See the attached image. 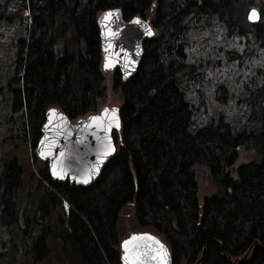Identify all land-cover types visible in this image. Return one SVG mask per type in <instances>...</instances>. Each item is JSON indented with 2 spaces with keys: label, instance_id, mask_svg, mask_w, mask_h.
<instances>
[{
  "label": "trees",
  "instance_id": "16d2710c",
  "mask_svg": "<svg viewBox=\"0 0 264 264\" xmlns=\"http://www.w3.org/2000/svg\"><path fill=\"white\" fill-rule=\"evenodd\" d=\"M115 9L123 21L141 17L156 32L142 43L139 68L128 82L112 73L122 103L120 132L112 134L116 152L87 188L52 179L34 158L38 202L22 231L25 259L53 264L57 250L50 242L57 239L62 264H119L118 220L128 206L134 223L160 233L181 263L264 264V72H255L239 98L245 114L238 125L223 114L202 122L189 94L195 81H204V69L187 54L195 30L216 27L244 41L243 54L225 52L228 61L240 65L245 56L264 55V0H0V49L8 44L12 51V74L0 83V97L17 115L12 147L28 142L36 148L50 108L72 122L103 105L96 20ZM253 9L256 22L247 17ZM14 27L20 32L10 36ZM239 149L252 160L238 164L233 179L228 169ZM197 170L207 172L215 190L201 205ZM21 175L5 155L0 247L16 221Z\"/></svg>",
  "mask_w": 264,
  "mask_h": 264
},
{
  "label": "rangeland",
  "instance_id": "374dc122",
  "mask_svg": "<svg viewBox=\"0 0 264 264\" xmlns=\"http://www.w3.org/2000/svg\"><path fill=\"white\" fill-rule=\"evenodd\" d=\"M14 29L17 33L11 32L10 36L20 32L19 27H14ZM233 50L243 54L244 41L237 37L226 38L222 28L212 27L209 30L198 28L190 35L187 47L188 61L197 65L202 64L203 67L199 68L204 69L205 79L204 81H195L194 93L189 94V98L202 122L223 114L226 121L238 125L237 122L242 121L245 114L243 99L239 98L244 96V88L248 82L253 80L255 72L258 69L264 72V55L261 52H257L253 56H245L243 62L238 65L239 61L237 60L228 61V55L225 53ZM11 52L8 44L4 49H0V83L12 74L9 61ZM103 77L106 95L103 105L96 113L102 108H119L122 105L119 96L112 89V72H107ZM221 86L223 89L219 88ZM16 116V114H12L7 99L0 97V168L4 156L8 155L16 160L17 165L22 169L21 186L15 197L16 205L12 209L16 221L10 228L9 236L1 239L0 264H30V260L24 257L26 252L25 237H23L22 231L25 230L23 229L25 222L34 215L38 202L36 201L38 177L34 158L38 162L40 160L37 159L35 149H31L28 142L15 146V149L12 147V141L15 142L17 139L12 126L16 121ZM236 158L235 163L228 169L233 179L236 177L234 169L238 164L249 163L252 160L250 154L244 149L238 150ZM196 183L197 200L201 205L203 198L213 194L215 190L204 170H197ZM131 215V208L123 207L117 227L119 240L124 239L131 232H136V223ZM8 221H10L9 218ZM144 231H150V229ZM56 241L57 239H53L50 242L53 249L57 250L53 264H62Z\"/></svg>",
  "mask_w": 264,
  "mask_h": 264
},
{
  "label": "water",
  "instance_id": "95a60500",
  "mask_svg": "<svg viewBox=\"0 0 264 264\" xmlns=\"http://www.w3.org/2000/svg\"><path fill=\"white\" fill-rule=\"evenodd\" d=\"M106 13H112V15L105 19ZM256 20L250 21L256 22ZM96 22L100 34L103 75L118 70L121 80L124 83L128 82L139 68L142 59V43L154 38L156 32L151 24L141 17L123 21L119 9L103 11L98 15ZM148 29L151 30L150 35L147 34ZM106 63L108 67H105ZM104 109L109 110L104 119L105 128L109 123L108 118L113 115L111 109H116L114 115L119 122V127L113 123L111 129L106 132L104 128L97 127L96 123L90 121V117L100 116ZM50 110H55V114H50ZM44 118L35 154L38 160L47 165L49 176L58 182L68 181L74 187L87 188L95 184L101 171L116 152L112 134L120 132L119 108H102L95 115L71 122L61 109L53 107L48 109ZM107 137L111 138L114 150L108 151L103 162H100L98 156L107 151ZM42 151L47 155L41 156ZM61 153L63 156L60 155ZM53 166H55L56 175L53 174ZM85 177L88 179L87 183H84ZM123 262H125L124 259Z\"/></svg>",
  "mask_w": 264,
  "mask_h": 264
},
{
  "label": "snow or ice",
  "instance_id": "6c2138e0",
  "mask_svg": "<svg viewBox=\"0 0 264 264\" xmlns=\"http://www.w3.org/2000/svg\"><path fill=\"white\" fill-rule=\"evenodd\" d=\"M112 13H106L105 14V19L109 16H111ZM258 19V15L256 13V10L253 9L250 13H249V20H255ZM137 23H139V21H136ZM147 34H151V30L148 29L147 30ZM105 67H108V64H105ZM109 112L108 109H104L103 113L100 116H93L90 117V121L94 122L97 124V127L100 128H104L105 131H109L113 125V123H115L116 127H119V122L118 120L115 118V112L116 109H111V112L113 113L112 117H109V123L107 124V127L105 128L104 125V119L107 116V113ZM50 114H55V110H50ZM47 127V125H46ZM108 139V144L106 145L107 151L102 152L99 156H98V160L100 162H103L104 157L108 154V151L114 150L112 148V144H111V138L107 137ZM41 156H45L47 155L46 152H41L40 153ZM61 156H63V153L60 154ZM53 174L56 175V170H55V166H53ZM88 179L87 177L84 178V183H87ZM147 238L148 240H153L154 243L156 245H158V247L156 248H151V246H148L147 248H145L143 251L140 250L139 246H135L133 249H129V245L132 244L133 241H136L138 239H144ZM123 248H124V261L125 264H148L149 260H154L157 261V264H166L167 261V251L164 248V246L162 244H160L159 241L154 240V238H152L151 236H147V234H143L142 236H137V235H133L132 237H130L129 240H125L123 242Z\"/></svg>",
  "mask_w": 264,
  "mask_h": 264
},
{
  "label": "flooded vegetation",
  "instance_id": "af4514ba",
  "mask_svg": "<svg viewBox=\"0 0 264 264\" xmlns=\"http://www.w3.org/2000/svg\"><path fill=\"white\" fill-rule=\"evenodd\" d=\"M136 232L135 233H129L126 237H124V239L119 240L117 242V246L116 249L118 251V256H119V264H125V262H123V257H124V248L122 246V243L125 240H129L130 237H132L133 235H137V236H142L143 234H147V236H151L152 238H154V240L159 241L160 244H162L164 246V248L167 251V261L166 264H181L180 259H174V254H173V250H172V245L171 243H169L168 241H166L164 239V237L157 232H154L152 229H150V231H144L145 229H141L136 225ZM135 246H139L140 250L143 251L145 248H147L148 246H151V248H156L158 247V245H156L154 243L153 240H148L147 238L144 239H138L136 241H133L132 244H130L128 247L129 249H133ZM148 264H157V261L154 260H149Z\"/></svg>",
  "mask_w": 264,
  "mask_h": 264
}]
</instances>
